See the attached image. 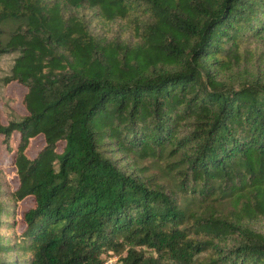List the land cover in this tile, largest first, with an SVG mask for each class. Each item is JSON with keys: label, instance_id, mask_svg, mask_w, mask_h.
<instances>
[{"label": "trees", "instance_id": "trees-1", "mask_svg": "<svg viewBox=\"0 0 264 264\" xmlns=\"http://www.w3.org/2000/svg\"><path fill=\"white\" fill-rule=\"evenodd\" d=\"M251 38L264 0H0L2 81L24 89L0 121V264H264Z\"/></svg>", "mask_w": 264, "mask_h": 264}, {"label": "rangeland", "instance_id": "rangeland-1", "mask_svg": "<svg viewBox=\"0 0 264 264\" xmlns=\"http://www.w3.org/2000/svg\"><path fill=\"white\" fill-rule=\"evenodd\" d=\"M102 28L105 29V27ZM106 31L110 35L122 39L123 41L130 40L128 26L126 24L123 27L118 24L109 25L108 30ZM248 45L255 57V59L253 58V63H260L258 66L264 68V39L254 40L251 38ZM15 56V53L4 54L0 56V121L2 123H5L8 118H17L23 113L20 99L24 93V89L16 82L5 84L2 81V78L10 73ZM259 56H261V58H257ZM41 145L42 142L39 139L34 140L31 147V154H34L36 150L41 147ZM2 156H5L4 153L0 154V161L3 160ZM138 167H146V169L143 171L145 176H155L157 181L169 183V176L163 172V167L161 168L158 165L151 163L150 160H140L138 162ZM12 180H14V178H12ZM32 203V198H25L17 205V213L20 214L25 208L32 205ZM20 227L21 223L18 220L17 228ZM255 228L264 232V221L255 224ZM14 256V254L9 256L2 255L1 258L5 259L9 257V259H12ZM103 257L104 264H121L119 260L120 255L110 253L104 254Z\"/></svg>", "mask_w": 264, "mask_h": 264}]
</instances>
